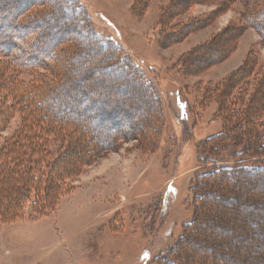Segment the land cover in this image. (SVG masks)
Segmentation results:
<instances>
[{
    "label": "trees",
    "instance_id": "trees-1",
    "mask_svg": "<svg viewBox=\"0 0 264 264\" xmlns=\"http://www.w3.org/2000/svg\"><path fill=\"white\" fill-rule=\"evenodd\" d=\"M20 1L3 15L0 13V22L23 33L16 37L19 42H13L11 30L0 32V132L7 128L11 117L21 115V125L0 145L3 223L19 220L27 209L33 219L46 216L62 196L65 178L78 175L126 140L137 139L142 145L147 142L155 149L165 125L154 84L122 45L103 39L96 32L87 10L77 0ZM207 1H173L161 13L154 42L169 46L202 28L210 15L191 17L185 23L174 22V18ZM242 1L244 22H231L221 35L184 53L177 62L183 75L203 72L229 56L247 25L259 31L264 43V0ZM64 11L68 14L64 15ZM58 12L60 16L55 15ZM69 26L75 35L61 36ZM217 49L219 52L214 53ZM208 54L211 58L204 61ZM85 65L91 66L92 72L79 76ZM10 71L15 73L8 75ZM114 71L117 76L112 78L109 74ZM20 73L33 78L23 81L17 77ZM251 78L257 83L245 100L242 95L248 93ZM78 81L84 87L81 94L91 96L85 108L74 97ZM110 84L128 85L132 91L123 96L125 87L113 90ZM217 86L214 93L223 129L195 145L199 152L198 170L187 198L192 216L182 224L174 243L152 258L150 264H257L248 255L264 252L254 250L247 254L243 247L256 242L264 226V192L262 187L258 186L259 190L253 186L256 178L260 181V176L264 177V122L260 119L264 110V66L256 51L252 49L244 63ZM242 88L241 108H237L231 96L235 89ZM108 93L122 94L117 99L133 115L117 110L116 102L105 111ZM209 95V91H204V97ZM49 138L59 143L56 151L50 148ZM220 213H224V218L218 219ZM257 213L259 227L253 221ZM235 226L238 231L234 233ZM225 230L230 235L221 236V231L227 233Z\"/></svg>",
    "mask_w": 264,
    "mask_h": 264
},
{
    "label": "rangeland",
    "instance_id": "rangeland-1",
    "mask_svg": "<svg viewBox=\"0 0 264 264\" xmlns=\"http://www.w3.org/2000/svg\"><path fill=\"white\" fill-rule=\"evenodd\" d=\"M18 1L0 0L1 15L16 7ZM77 1L87 10L96 32L103 39L122 45L124 52L154 84L161 99L165 125L155 149L147 142L142 145L137 139L126 140L120 142L116 151L100 156L78 175L65 178L62 196L46 216L33 219L27 209L19 220L0 222V264H150L152 258L174 243L181 233L182 224L192 216L187 198L190 183L198 170L199 152L195 145L223 129V120L217 113L215 86L238 69L252 49L264 66L261 35L255 27L247 25L225 59L194 75H183L177 68L178 59L191 48L221 35L233 21L244 22L245 4L242 0H208L193 5L189 11L176 16L174 22L185 23L191 17L205 14L210 15L211 20L195 32L188 33L180 42L165 47L156 44L153 38L159 28L162 11L175 0ZM220 4L224 7L218 9ZM58 14L61 15L59 12L55 15ZM17 21L22 22L21 19ZM5 24V21L0 22V32L11 30ZM67 25L72 26V23ZM71 26L61 36L75 35ZM11 31V41L19 42L16 37L23 36V33ZM219 50H214V53ZM209 58L210 54L203 59ZM80 69L79 76L92 72L89 65ZM14 73L10 71L7 74ZM116 74L114 71L109 76L114 78ZM17 77L27 81L33 75L20 73ZM96 78L99 81L100 78ZM103 82L109 84L105 80ZM256 83L252 78L247 83L248 93L242 95L245 100ZM111 87L113 90L125 87L123 96L132 91L128 85ZM83 89L78 81L73 95L85 108L91 96L81 94ZM204 91H209L210 95L204 97ZM108 94L103 106L105 111L116 102L117 110L133 115L125 103L117 99L122 94ZM241 94L243 88L235 89L231 96L232 101L237 102V108H241ZM260 117L264 122V110ZM20 123L21 115L16 113L7 128L0 132V145ZM49 144L56 151L59 143L49 138ZM260 177V181L255 179L253 186L259 190L258 186L262 187L264 192V177ZM219 215L218 219L224 218V213ZM259 215L257 213L253 219L256 227L261 225ZM236 231L237 227L234 233ZM224 234L230 235L228 231H221V236ZM241 237L244 240L242 233ZM256 239V242L249 243L250 247L242 242L247 254L254 250L264 251V226ZM248 258L264 264V252L254 256L250 253Z\"/></svg>",
    "mask_w": 264,
    "mask_h": 264
}]
</instances>
